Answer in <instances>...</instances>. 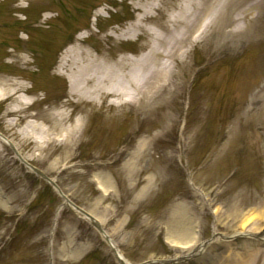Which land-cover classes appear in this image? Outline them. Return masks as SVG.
<instances>
[{
    "label": "rangeland",
    "instance_id": "rangeland-1",
    "mask_svg": "<svg viewBox=\"0 0 264 264\" xmlns=\"http://www.w3.org/2000/svg\"><path fill=\"white\" fill-rule=\"evenodd\" d=\"M138 1L0 0V79L29 90L17 116L0 98V133L14 144L0 140V264H120L21 155L101 222L131 264L199 246L177 264L239 255L264 264L261 237H233L243 215L264 217V0L234 2L230 19L251 3L260 11L237 34H227L232 19L209 32L178 62L175 85L137 103L86 102L87 120L72 132L82 99L59 73L64 52L81 44L114 58L148 53L152 36L121 37Z\"/></svg>",
    "mask_w": 264,
    "mask_h": 264
},
{
    "label": "bare ground",
    "instance_id": "bare-ground-1",
    "mask_svg": "<svg viewBox=\"0 0 264 264\" xmlns=\"http://www.w3.org/2000/svg\"><path fill=\"white\" fill-rule=\"evenodd\" d=\"M236 1L155 0L143 2L140 0L136 2L139 15L121 37L138 38L142 32L153 37V44L149 46L148 53L136 59L125 55L114 58L113 54L94 53L81 44L69 47L61 58L59 73L69 77L74 94L82 99L78 110L81 116L72 132L77 133L87 120L86 102L95 105L105 100L110 101L111 105L120 100L137 103L152 99L167 86L175 85V68L178 67V62L184 61L190 50L202 42L209 32L215 29L220 31L232 19L234 27L228 30L227 34H237L242 30L240 23L246 20V16L260 11L256 3H251L236 18L230 19L229 10ZM21 58L27 62V56ZM161 58L169 62L163 63L160 61ZM28 91L19 82L7 78L0 79V98L16 104L8 110V115L17 116L23 111L21 106L26 103L21 100L20 94L22 92L27 94ZM73 103L74 101H70L65 106L70 107ZM14 125L12 121L11 126ZM0 140L14 147L12 141L5 138L2 133H0ZM143 146L144 144L140 148L142 149ZM15 150L19 154L18 147L15 146ZM2 152L3 150H0V155ZM20 157L22 162L29 164L26 157L23 155ZM61 197L66 205L65 197L63 195ZM239 210H236L233 215L241 216L242 212ZM96 222L104 230L102 236L110 240L107 243L118 262L131 264L111 240L102 223L97 219ZM239 225L242 230L233 234V237L237 235L261 237L264 241V217L262 219L253 214L243 215ZM202 250L203 246H199L194 253L199 254ZM194 253L175 258V260L191 258L196 255ZM233 264H256V262L254 257L246 261L242 255H239L234 259Z\"/></svg>",
    "mask_w": 264,
    "mask_h": 264
},
{
    "label": "water",
    "instance_id": "water-1",
    "mask_svg": "<svg viewBox=\"0 0 264 264\" xmlns=\"http://www.w3.org/2000/svg\"><path fill=\"white\" fill-rule=\"evenodd\" d=\"M20 157V156H19ZM21 158V157H20ZM24 162V161H23ZM29 168H31L36 174L44 178L52 187H54L59 195H63L65 197L66 204L70 207H72L76 212L80 213L86 220L90 222V224L95 227L101 234L104 232L103 228L96 222V219L89 214L84 209L77 206L73 201H71L68 197H66L62 191L59 189V187L56 185V183L46 175H44L41 171L36 169L35 167L31 166L30 164L24 162ZM106 241H110L108 238H105ZM182 260H175V259H169V260H162V261H149L142 264H177L181 262Z\"/></svg>",
    "mask_w": 264,
    "mask_h": 264
}]
</instances>
